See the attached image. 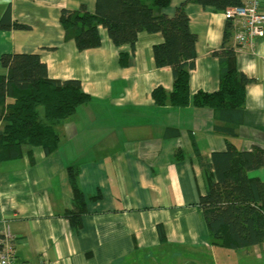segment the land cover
<instances>
[{"label": "crops", "instance_id": "obj_1", "mask_svg": "<svg viewBox=\"0 0 264 264\" xmlns=\"http://www.w3.org/2000/svg\"><path fill=\"white\" fill-rule=\"evenodd\" d=\"M82 5L94 12L96 0H0V19L9 10L12 20L31 27L0 30V59L38 54L50 78L79 80L91 97L57 125L56 152L26 147L21 158L0 162V234L15 237L17 259L25 264L142 263L139 257L153 260V251L156 263L167 251L174 263L177 251L184 263H212L213 249L220 247L212 244L198 211L207 187L196 150L210 158L226 150L227 140L243 151L264 148V27L252 49L236 51L237 69L255 82L246 88L237 135L227 136L217 131L222 122L209 108L155 104L153 90L174 85L172 69L155 65L153 48L163 42L161 34L141 33L134 52L129 45L115 46L105 29L100 48L80 52L67 42L61 12ZM164 13L187 14L197 35L191 92L217 91L220 63L214 53L223 46L225 13L194 0H172ZM121 54L130 56L126 67ZM0 75H8L1 62ZM71 166L80 169L79 187L88 198L79 229L66 215L74 208ZM249 175L264 181V168ZM98 194L100 199H91ZM246 252L264 258V248Z\"/></svg>", "mask_w": 264, "mask_h": 264}, {"label": "trees", "instance_id": "obj_2", "mask_svg": "<svg viewBox=\"0 0 264 264\" xmlns=\"http://www.w3.org/2000/svg\"><path fill=\"white\" fill-rule=\"evenodd\" d=\"M172 0H96L95 11L85 5L63 9L60 25L67 42H75L80 52L103 45L105 29L117 47L129 45L134 52L141 33L161 34L163 42L153 48L157 68L170 67L174 85L171 91L159 86L152 92L159 107L209 108L222 122L219 133L236 136L243 123L246 88L255 82L236 67L233 21L227 19L221 50L214 55L220 63V85L214 92H191V71L196 66L197 35L191 31L187 14L169 17L164 13ZM202 7L225 13L241 6L243 0H194ZM27 24L12 20L10 11L0 19V30H29ZM1 66L8 75H0V162L21 158L26 147H43L48 155L57 151L60 136L57 125L73 116L91 97L79 80L49 77L46 63L38 54H4ZM130 56L121 54V66H128ZM207 191L200 196L198 211L206 223L213 245L228 250L264 248V181L249 173L264 168V148L239 150L227 140L225 151L213 152L210 158L196 150ZM178 156L183 154L178 150ZM80 169L68 168V180L74 194V208L66 213L71 225L79 229L86 214L87 197L79 187ZM101 195L93 196L98 200ZM162 242L166 235L159 226ZM1 236V234H0Z\"/></svg>", "mask_w": 264, "mask_h": 264}, {"label": "built area", "instance_id": "obj_3", "mask_svg": "<svg viewBox=\"0 0 264 264\" xmlns=\"http://www.w3.org/2000/svg\"><path fill=\"white\" fill-rule=\"evenodd\" d=\"M227 19L233 21V43L236 51L252 49L261 36L264 27L262 0H243V4L225 12ZM16 239L10 233L0 236V264H25L17 259Z\"/></svg>", "mask_w": 264, "mask_h": 264}, {"label": "rangeland", "instance_id": "obj_4", "mask_svg": "<svg viewBox=\"0 0 264 264\" xmlns=\"http://www.w3.org/2000/svg\"><path fill=\"white\" fill-rule=\"evenodd\" d=\"M254 250V248H253ZM247 249L244 250H228L225 248H214L213 254L216 256L215 261L213 260L212 263H201V264H264V258L262 259H252L247 256ZM178 253V254H177ZM154 254L155 251H153V260L148 257L147 254H145V257H139V260L142 263H130V264H188L180 261L178 259L179 254H184L183 252L177 251L176 257L177 262L174 263L173 257L171 255L173 254L171 251H167L164 253L162 257L157 258V263L154 262ZM146 260V261H145ZM145 261V263H143ZM154 262V263H153Z\"/></svg>", "mask_w": 264, "mask_h": 264}, {"label": "flooded vegetation", "instance_id": "obj_5", "mask_svg": "<svg viewBox=\"0 0 264 264\" xmlns=\"http://www.w3.org/2000/svg\"><path fill=\"white\" fill-rule=\"evenodd\" d=\"M184 262V261H183Z\"/></svg>", "mask_w": 264, "mask_h": 264}]
</instances>
